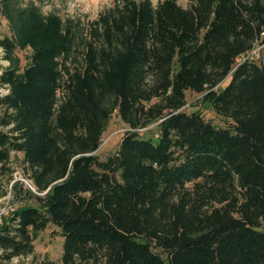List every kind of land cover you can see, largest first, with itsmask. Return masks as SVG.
<instances>
[{"label":"trees","instance_id":"trees-1","mask_svg":"<svg viewBox=\"0 0 264 264\" xmlns=\"http://www.w3.org/2000/svg\"><path fill=\"white\" fill-rule=\"evenodd\" d=\"M53 1L0 0V199L37 203L3 218V261L52 224L63 254L40 264H264V64L237 62L264 45V0H114L87 21ZM187 92L229 125L185 112ZM115 112L130 130L101 160Z\"/></svg>","mask_w":264,"mask_h":264},{"label":"rangeland","instance_id":"rangeland-1","mask_svg":"<svg viewBox=\"0 0 264 264\" xmlns=\"http://www.w3.org/2000/svg\"><path fill=\"white\" fill-rule=\"evenodd\" d=\"M151 1L156 6L163 0ZM177 1L179 5L184 8L189 5L187 0ZM113 3L114 0H54L50 4L44 6L43 11L45 13L56 12L64 19L75 18L87 21L97 19L99 14L106 8L112 6ZM4 36H11V32L8 22L0 14V38H3ZM30 54L31 50L18 52V56L21 58V65L23 67L28 63ZM2 56L3 53L0 50V69L1 66L5 67L8 65V62L2 59ZM261 62V64H264V50L261 51ZM230 80L231 77L229 76V78L222 83L218 89L220 90L226 87ZM1 92L5 93L4 90ZM186 98L187 105L184 108L185 112L193 113L195 111H200L207 121H210L217 127H227L231 122L218 115L212 105L203 100L202 94L187 92ZM154 126L155 125L151 126L148 130H141V135L144 137L156 135ZM129 130L130 128L123 122L118 112H115L105 133L103 134L102 144L96 152V155L99 156L101 160H106L109 156L113 155L118 150L122 138ZM10 168L13 171L14 180L23 183L24 190L31 189L34 193H36V190L27 176L26 166L23 163L22 154H13ZM6 205L15 211L25 205L37 206V203L30 195L23 193L18 198L12 197L10 203L5 200L0 201V209L4 210ZM12 212L10 210V213ZM8 215H5V217ZM262 230H264V224L262 225ZM63 243L64 239L60 235V230L51 224L44 231H41L38 234L37 239L34 241L35 251L33 255L14 258L11 261H3L2 251L0 250V264H40L45 260L58 262L63 254Z\"/></svg>","mask_w":264,"mask_h":264},{"label":"built area","instance_id":"built-area-1","mask_svg":"<svg viewBox=\"0 0 264 264\" xmlns=\"http://www.w3.org/2000/svg\"><path fill=\"white\" fill-rule=\"evenodd\" d=\"M264 50V45L260 44V43H256L254 48L251 49L250 51L246 52L245 54L242 55V57H240L238 59V64H242L244 62H255L258 64H261V51ZM13 195L12 192H9V194L5 197L0 199V201L5 200L8 203H10L11 199H12ZM10 210L11 212L13 211L11 207L9 206H5L4 210L0 209V224L3 221V218L5 217V215L10 214Z\"/></svg>","mask_w":264,"mask_h":264}]
</instances>
